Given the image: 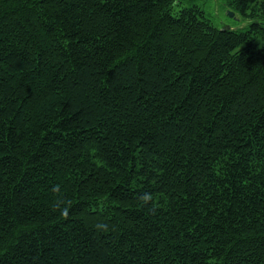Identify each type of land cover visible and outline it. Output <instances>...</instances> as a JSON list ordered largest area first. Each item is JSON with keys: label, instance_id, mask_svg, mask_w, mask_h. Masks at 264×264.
Instances as JSON below:
<instances>
[{"label": "trees", "instance_id": "16d2710c", "mask_svg": "<svg viewBox=\"0 0 264 264\" xmlns=\"http://www.w3.org/2000/svg\"><path fill=\"white\" fill-rule=\"evenodd\" d=\"M225 2L0 0V264H264V0Z\"/></svg>", "mask_w": 264, "mask_h": 264}, {"label": "rangeland", "instance_id": "374dc122", "mask_svg": "<svg viewBox=\"0 0 264 264\" xmlns=\"http://www.w3.org/2000/svg\"><path fill=\"white\" fill-rule=\"evenodd\" d=\"M183 4L190 5L192 3L200 5L206 15L219 28L230 27L233 29H248L251 21L241 16L239 13L228 8L225 0H182ZM179 9L180 7H176ZM234 12L232 16L229 12ZM257 44L264 42V28L257 34L255 40Z\"/></svg>", "mask_w": 264, "mask_h": 264}, {"label": "clouds", "instance_id": "9594fccd", "mask_svg": "<svg viewBox=\"0 0 264 264\" xmlns=\"http://www.w3.org/2000/svg\"><path fill=\"white\" fill-rule=\"evenodd\" d=\"M55 191L59 192L60 191V188L59 186L57 185L55 187ZM144 203L148 204L152 201V196L150 194H145L142 198ZM54 207V210H59L60 211V214L64 217V218H68L69 216V208H70V202L68 201H65L63 199H58L55 204L53 205ZM102 225H97V228H101ZM106 230V228H105Z\"/></svg>", "mask_w": 264, "mask_h": 264}, {"label": "water", "instance_id": "95a60500", "mask_svg": "<svg viewBox=\"0 0 264 264\" xmlns=\"http://www.w3.org/2000/svg\"><path fill=\"white\" fill-rule=\"evenodd\" d=\"M232 16L234 15V12H232L231 10H230V12H229Z\"/></svg>", "mask_w": 264, "mask_h": 264}]
</instances>
